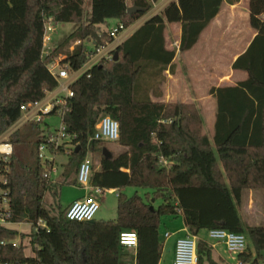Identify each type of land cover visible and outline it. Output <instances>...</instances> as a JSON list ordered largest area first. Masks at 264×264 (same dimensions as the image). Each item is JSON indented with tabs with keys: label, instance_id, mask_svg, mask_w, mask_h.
Segmentation results:
<instances>
[{
	"label": "trees",
	"instance_id": "16d2710c",
	"mask_svg": "<svg viewBox=\"0 0 264 264\" xmlns=\"http://www.w3.org/2000/svg\"><path fill=\"white\" fill-rule=\"evenodd\" d=\"M224 1L239 0L171 1L117 47V61L83 73L72 85L74 96L64 115L67 134L76 145L68 154L65 144L54 149L40 123L31 124L33 131L24 139L19 130L13 133L10 141L16 148L9 161L0 164L2 178L7 179L0 189L9 200L8 222L28 223L32 230L22 234L0 225V264H162V218L178 215L194 236L210 229L247 234L257 255L252 259L248 246L249 252L241 256L258 264L264 251V225L246 224L240 208L245 191L264 189V0H250L249 21L256 35L232 64L248 77L210 90L216 101L212 137L204 132L205 118L197 104L158 101L166 81L163 73L175 70L176 50L166 48L167 25H181L179 50L189 51ZM152 5V0H0V134L19 119L23 104L40 101L56 88L48 63L61 48L67 49L61 64L77 70L93 46L112 40V26L130 27ZM131 7L139 10L129 13ZM49 17L76 28L44 56ZM77 40L81 43L71 51ZM105 115L119 122L116 143L124 148L110 151V158L102 152L107 142L92 140L99 118ZM42 143L56 156H68L65 180L53 182L45 176L55 161L39 157ZM89 149L100 153L98 169L92 162L90 184L118 191L113 220L70 221L65 215L69 206L45 207L46 194L68 183L67 169L73 163L78 173ZM127 187L146 193L128 196L122 191ZM153 199L160 200L158 207ZM124 231L138 234L136 247L120 243ZM20 235L21 240L29 238L28 246L16 241ZM197 242L198 264H220L205 239Z\"/></svg>",
	"mask_w": 264,
	"mask_h": 264
},
{
	"label": "rangeland",
	"instance_id": "374dc122",
	"mask_svg": "<svg viewBox=\"0 0 264 264\" xmlns=\"http://www.w3.org/2000/svg\"><path fill=\"white\" fill-rule=\"evenodd\" d=\"M164 6L165 5H163V2H153L150 11L142 17L143 20L149 18L154 14L162 12ZM244 6L245 4L242 5V12H236L231 9L227 10L226 14L230 13L231 15L229 20L227 19V26L223 29H216L214 27L208 28L203 33L198 46L186 53L179 52L178 50L181 33L180 25L169 24L167 26L166 32L168 36V46L176 48L177 53L175 57V72H167L168 80L166 81L165 86H163L164 98L175 102L184 101L197 104L198 107H200L201 113L205 118L204 132L207 133L210 137L212 136L211 119L212 111L214 108V100L210 96V89L212 87L235 84L239 79L232 73V69L230 66V62L234 54V52H231V47H235L236 51L240 52V50L244 48L246 42L249 39V34H247V31H249V29L244 14ZM111 24L113 25L114 21H112ZM52 25L55 27V31L51 33L52 39L48 44V48H46V50L49 51H53V49H55L76 28V24L74 23L53 22ZM128 30H130V27L128 28ZM90 47H92V45H90ZM66 50L67 49L61 48L60 54H65ZM60 121L61 119L57 115L46 116L43 123H40V127L42 129H45V126L48 123L52 130H56L60 125ZM19 131V138L24 139V137L29 135L33 130L31 129L30 125H27L21 128V130ZM12 135L13 134L7 135L5 131L3 134H0V142H11L10 139ZM106 147L112 153H119L120 151L124 150V148L116 142H107ZM15 148L16 146H14L13 144V149ZM86 156H89L92 160L94 169H98L100 162V153L97 151L93 152L92 149H89V153H86L85 158ZM54 161V166L56 169L52 173V180L54 182L58 180H65L63 171H65L66 169L68 156L57 155L55 156ZM67 170L70 173L68 183H61L57 185L58 187L56 190H53L52 192H48L46 194L44 204L47 209L53 208V206L57 205L58 203H60L65 208L75 200L83 199L86 196L95 194L96 187L90 184L89 188H85L83 185L77 182V168L75 166V163H73ZM122 191L128 196H132L135 193L144 196L146 193L145 190L137 189L134 187H127ZM95 195L100 202V209L95 215L94 219L97 221H109L115 219L117 217L118 191H104L102 194ZM255 202L256 201L254 199V203ZM153 204L155 207H158V205L160 204V200L155 201ZM245 206H247V204H245ZM261 208L262 209L260 211L264 213V207ZM240 210L241 217L246 224L255 225L258 222L264 224V216H262V213L259 214L258 210L256 211L255 205H252V209L250 210H246L244 206L243 208H240ZM169 217L168 228L171 229L168 230L170 232L173 230L174 226H179V228L183 226L182 218L179 219V223H174L176 217ZM7 226L18 230V232L22 234H28L32 230L31 225L28 223H12ZM164 231L165 230L163 227L161 229L162 235ZM180 235H182V233H180ZM19 237L16 240L17 242L22 241L24 244H28V237L24 240H21V235ZM165 239H167V243L165 245L166 248L162 255L161 262L162 264H173L174 258L172 255V251L168 250L172 243V239ZM197 239L198 241L201 239H205L211 246L212 244H217L216 241L209 238L208 230H202L197 236ZM248 244L252 251L253 259L255 258L257 253L249 239ZM26 253L28 255L32 254L30 246L27 247ZM218 253L223 257L228 258L230 262L232 261L231 263L235 264V261H233L232 259L233 256L229 252H227L224 245L217 244L215 246L213 255H217ZM258 264H264V251L262 252V257L258 259Z\"/></svg>",
	"mask_w": 264,
	"mask_h": 264
},
{
	"label": "built area",
	"instance_id": "2783aa9c",
	"mask_svg": "<svg viewBox=\"0 0 264 264\" xmlns=\"http://www.w3.org/2000/svg\"><path fill=\"white\" fill-rule=\"evenodd\" d=\"M171 1L174 0H157L156 3L163 2V5L166 6ZM53 22L55 21H53L52 17H49L45 23L44 56H49L53 52L46 50L52 39L51 33L55 31V27L52 25ZM128 28L129 27H126L122 23L112 26L109 29L112 40L98 46H93L91 50L87 52V61L77 70L71 69L68 64H61V61L66 58V56L63 57V54H59V56L54 57L53 60L48 63V69L58 82L56 88L47 92L45 97L40 101L23 104L20 108L19 119L8 128L6 134H13L27 125L43 123L46 116L57 115L61 119L59 127L56 130H52L50 125L47 123L44 129L45 133L43 135L49 143L54 144L55 150L63 144L67 146V154L70 152L69 149L76 148V145L71 142L70 135L67 134L66 125L64 123V115L68 111V100L74 96L72 85L83 73L89 71L95 66L102 65L114 59L117 47L126 39ZM80 43V40L75 41L70 47V50L73 51L74 47ZM119 138V122L109 115L100 117L96 124V131L92 140L116 142ZM13 152L14 149L11 142H0V164L1 162L9 161ZM87 153H89V151ZM55 156V153L49 151L46 143H42L39 146V157L43 161L47 159L54 161ZM165 164H167L166 161ZM55 169L56 168L54 166L51 172L45 173V176L52 180V173ZM91 174L92 160L89 156H86L80 164L77 173L78 183L83 185L85 188H89ZM0 177L1 187L2 182L7 183V179L2 178L1 168ZM104 191L117 190H103L99 187L95 188V194H102ZM95 194H91L83 199L72 202L65 213L66 218L70 221L78 222L94 220L95 215L100 209V202ZM8 206L9 200L7 192L0 189V225L10 224L8 222V218L10 217ZM170 235L171 233L167 232L164 236L165 238H168ZM208 236L210 239L216 241V243H222L225 246L227 252L233 256L232 259L235 261V264H251V262L246 261L241 256L248 252L249 244L246 234L232 232L225 229H210L208 230ZM197 241V236H194L189 232L185 236L178 238L175 243L173 264H198ZM120 243L129 248H134L138 245V234L135 231H124L120 234Z\"/></svg>",
	"mask_w": 264,
	"mask_h": 264
},
{
	"label": "crops",
	"instance_id": "0c3cea01",
	"mask_svg": "<svg viewBox=\"0 0 264 264\" xmlns=\"http://www.w3.org/2000/svg\"><path fill=\"white\" fill-rule=\"evenodd\" d=\"M245 4V9H244V14H245V17H246V21H247V25H248V29L249 31H247V34H249V39L248 41L246 42V45L244 46V48L242 50H240V52H237L236 51V48L235 47H231V52H234L233 54V57L231 59V62H230V66H231V69H232V73L237 76L239 79L237 82L239 81H243L245 80L247 77H248V74L244 71H241V70H234L232 68V64L233 62L241 55L243 54L247 48L249 47L251 41L253 40V38L255 37L256 35V31L251 27L250 25V21H249V17H250V10H249V5H250V0H239L238 2L234 3V4H230L228 3L227 1H224L222 7H221V10L220 12L218 13V15L215 17V19L208 25V27L203 31V33L210 27H214L216 29H223L225 28L227 25V19L229 20V18L231 17L230 13L229 14H226L227 13V10H234L236 12H242L243 8H242V5ZM90 8V3H88V9ZM263 18H264V15H263ZM148 19V18H147ZM147 19H144L141 18L139 20H137L134 24H132L130 26V30H128V32L126 33V38H128L138 27H140ZM114 23H116V21H114ZM169 25V24H168ZM167 25V26H168ZM173 25V24H172ZM180 25V24H179ZM181 27V25H180ZM167 30V28H166ZM203 33L201 34V37L203 36ZM165 37H166V48L169 49V50H176V48L174 47H169L168 46V39H167V32L165 31ZM201 37L199 39V41L197 42V44L192 48L194 49L196 46H198L200 40H201ZM180 39H181V33H180ZM179 44H180V40H179ZM235 46V45H234ZM179 47V45H178ZM191 49V50H192ZM179 50V48H178ZM189 50V51H191ZM177 51V50H176ZM189 51H186V52H189ZM180 52V50H179ZM184 52V53H186ZM177 53V52H176ZM66 55H64L63 57H65ZM176 57V56H175ZM174 65H175V58H174V61H173ZM167 72H170V73H173L170 68H168L163 74L164 76L166 77V81L168 80V75H167ZM175 72V70H174ZM165 81V83H166ZM165 83L163 86H165ZM236 84V83H235ZM235 84H232V85H225V86H233ZM163 86H162V91H163V96L158 99V101H161V102H166V103H174L175 101H171L167 98H164V89H163ZM211 90V89H210ZM210 96L212 97V95L210 94ZM212 99L214 100V108H213V111H212V119H211V125H212V136L214 134V127H215V122H216V101L215 99L212 97ZM182 102V101H181ZM183 103H192V102H184ZM211 136V137H212ZM61 174V173H60ZM59 175V173H58ZM77 177V176H76ZM59 181V180H58ZM56 181V182H58ZM254 199H255V203H254ZM247 204V206H245V204ZM252 205H255V208H256V211L258 210L259 214L262 213V216H264V213L261 212L260 210L262 209L261 207H264V189H260V190H247L245 191L244 193V201H243V205L241 206V208H243V206L246 208V210H250L252 209ZM240 213H241V210H240ZM241 215V214H240ZM174 217V216H172ZM171 217V218H172ZM176 217V220L174 221V223H179V219L182 218V222H183V226L181 228H179V226H174L173 230L170 232L168 229H171V228H168V220H169V216H166L165 218H162V223H161V228H160V231L161 229L164 227V232H163V238L165 239V233L167 232H170L171 235L168 237L170 239H172V243L170 245V247L168 248L169 251H172V255H173V258H174V254H175V243H176V240L182 236H185L187 233H188V229L186 228L185 224H184V221H183V217L181 215H178V216H175ZM262 223L261 222H258L256 223L255 225H261ZM10 225V224H9ZM176 225V224H175ZM264 225V224H262ZM180 233H182V235H180ZM167 243V239H165V245ZM217 244H222V243H217ZM217 244H212V246L215 248V246ZM223 245V244H222ZM166 247H164V250H165ZM213 248V249H214ZM164 253V251H163ZM215 259L220 263V264H233L229 261L228 258L226 257H223L222 255H220L219 253L217 255H214ZM232 260V259H231Z\"/></svg>",
	"mask_w": 264,
	"mask_h": 264
},
{
	"label": "water",
	"instance_id": "95a60500",
	"mask_svg": "<svg viewBox=\"0 0 264 264\" xmlns=\"http://www.w3.org/2000/svg\"><path fill=\"white\" fill-rule=\"evenodd\" d=\"M156 1H157V0H153L154 3H155ZM137 10H139V9H137V8H135V7H131V8L128 9V12H129V13H132V12H136ZM118 59H119V52L116 51L113 60H114V61H117ZM80 148H81V147L78 146L77 149H76V152H78V151L80 150ZM102 152H103V155H104L105 158H110V157L112 156V153L110 152V150H109L107 147H104ZM153 202H154V199H153ZM151 208L154 209L153 206H152Z\"/></svg>",
	"mask_w": 264,
	"mask_h": 264
}]
</instances>
